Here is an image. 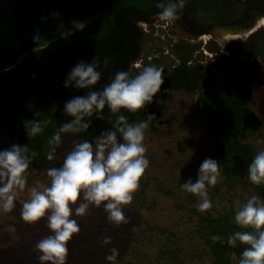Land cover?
<instances>
[{
  "label": "flooded vegetation",
  "instance_id": "obj_1",
  "mask_svg": "<svg viewBox=\"0 0 264 264\" xmlns=\"http://www.w3.org/2000/svg\"><path fill=\"white\" fill-rule=\"evenodd\" d=\"M186 2L189 9L178 10V19L165 22L158 18L157 0H121L88 27L33 52L14 69L1 73L0 150L13 144L27 145L29 155L37 153L31 158L28 172L47 174L48 168L62 165L73 140H88L95 145L99 134L111 127L116 119L107 106L102 113L94 112L86 118L88 129L76 134H62V145L55 158L52 161L46 158L50 138L61 124L71 119L64 115L65 102L88 91L64 87L69 70L81 60L90 63L95 57L93 62L97 64L101 78L91 90L102 91L118 71H128L135 76L143 67L155 65L172 73L180 65L177 53H189L186 66L199 68V78L211 77V88L216 92V76L202 66L205 61L201 56L227 57L241 64H251L257 58H261L257 65L264 61V0H205L200 7L195 6L200 0ZM242 50H256L258 54H240ZM167 82L153 103L136 114L126 110H121V114L130 123L153 115L155 118L150 121L147 131L157 133L158 128L168 122L169 98L177 93L187 94L174 92ZM238 92L245 105L243 113L259 119ZM193 94L201 95L204 100L211 90L206 83L201 90L188 95ZM34 118L47 121V124L43 125L42 133L29 139L24 122ZM151 124H155V130L151 129Z\"/></svg>",
  "mask_w": 264,
  "mask_h": 264
},
{
  "label": "clouds",
  "instance_id": "obj_2",
  "mask_svg": "<svg viewBox=\"0 0 264 264\" xmlns=\"http://www.w3.org/2000/svg\"><path fill=\"white\" fill-rule=\"evenodd\" d=\"M184 0H157L160 9L158 18L168 22L178 19L177 11L182 10ZM95 57L93 58V61ZM80 61L68 72L65 88L88 90L86 94L75 95L63 106L64 115L70 117L50 138L46 158L52 161L62 145V134H76L88 129L87 117L94 112L102 113L107 106L116 116L111 127L99 134L93 143L88 140H73L60 167L47 169L50 186L41 185L30 189V198L23 203L21 218L30 224L46 219L50 234L41 239L35 249L40 253V264H66L68 243L80 227L76 216H83L89 207L103 206L108 220L117 225L126 221L124 207L133 202L139 191L150 161L146 157L145 132L155 118L148 114L146 120L130 123L121 110L136 114L150 105L164 85V69L155 65L143 67L132 76L128 71L115 73L111 83L102 91L91 90L101 78L94 62ZM37 114H34L36 116ZM47 121L31 119L24 122L29 139L43 132ZM27 145L13 144L0 150V210L10 213L15 208L19 193L28 184L31 158ZM220 163L206 158L199 167L198 178L182 184V190L199 198L198 210L206 212L212 208L209 187L217 185L220 178ZM248 179L254 185L264 184V150L259 151L247 168ZM234 221L244 231H236L228 237V244L237 242L246 245L239 264H264V202L256 195L246 202L235 201ZM250 229V230H248ZM218 240L219 237L213 236ZM106 259L114 262L118 250L110 249Z\"/></svg>",
  "mask_w": 264,
  "mask_h": 264
},
{
  "label": "rangeland",
  "instance_id": "obj_3",
  "mask_svg": "<svg viewBox=\"0 0 264 264\" xmlns=\"http://www.w3.org/2000/svg\"><path fill=\"white\" fill-rule=\"evenodd\" d=\"M201 57L205 61L202 66L216 76L215 88L240 91L260 119L257 132H245L240 141L256 154L264 150V61L257 65L261 59L257 58L251 64H241L227 57ZM169 99L168 122L155 134L145 132L150 164L133 202L124 207L126 221L119 225L110 222L103 206L92 205L83 216L73 212L80 231L68 243L66 264H211L210 254L196 234L197 218L190 213L195 210L203 215L198 210L200 200L181 186L189 179L196 181L206 158L217 161L215 127L203 111L201 95L177 93ZM26 175L28 184L18 194L13 211L0 210V264H40L35 245L50 234L46 219L30 224L21 218L30 189L50 186V178L36 172ZM249 183L239 174L237 184L228 188L221 174L217 185L208 188L213 206L206 212L216 219L231 205L235 210L236 200L244 203L256 195ZM169 234L174 236V243L168 240ZM113 248L118 255L110 262L106 257ZM165 251H174L176 261H170ZM236 262L232 257L231 263Z\"/></svg>",
  "mask_w": 264,
  "mask_h": 264
},
{
  "label": "trees",
  "instance_id": "obj_4",
  "mask_svg": "<svg viewBox=\"0 0 264 264\" xmlns=\"http://www.w3.org/2000/svg\"><path fill=\"white\" fill-rule=\"evenodd\" d=\"M240 54L257 55L256 50L240 51ZM239 55V53H237ZM180 61L174 72L168 73L164 71V81L168 80L167 86L172 88L174 92L183 91L187 94L201 90L207 83L211 94L203 100V111L210 117V121L215 127L216 135V155L217 162L220 163L219 168L224 177L225 185L232 188L237 184L238 175L248 178L247 168L256 155L253 148L240 141L245 132H257L261 127L260 120L253 116H247L243 113L242 108L245 106L240 93L236 91L216 92L211 88L212 78L197 75L199 68H188L186 63L190 58L189 53L183 55L177 53ZM203 82H199V81ZM213 90V91H212ZM249 112V111H247ZM155 130V124L150 125ZM250 186L255 194L264 202V184L254 185L250 181ZM191 214L197 218L196 234L202 241L205 249H207L212 260L211 264H232L231 258L234 257L239 264L242 251L246 245L237 242L236 246L228 244V237L236 231H244L234 221V207L231 205L225 209L223 215L218 218H212L207 212L203 215L195 210H190ZM250 230V229H248ZM219 237L213 240L212 237ZM168 240L174 243V236L168 235ZM165 255L170 261H176V253L174 251H165Z\"/></svg>",
  "mask_w": 264,
  "mask_h": 264
},
{
  "label": "water",
  "instance_id": "obj_5",
  "mask_svg": "<svg viewBox=\"0 0 264 264\" xmlns=\"http://www.w3.org/2000/svg\"><path fill=\"white\" fill-rule=\"evenodd\" d=\"M119 1L0 0V74L33 52L88 27ZM186 1L183 11L189 9ZM204 3L200 0L195 6Z\"/></svg>",
  "mask_w": 264,
  "mask_h": 264
}]
</instances>
